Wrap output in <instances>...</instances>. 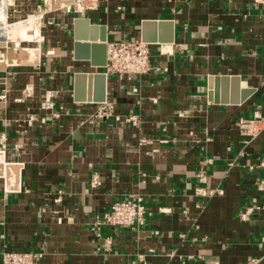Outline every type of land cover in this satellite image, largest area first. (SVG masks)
<instances>
[{
    "label": "crops",
    "instance_id": "obj_1",
    "mask_svg": "<svg viewBox=\"0 0 264 264\" xmlns=\"http://www.w3.org/2000/svg\"><path fill=\"white\" fill-rule=\"evenodd\" d=\"M15 1L50 21L29 47L40 51L39 65L0 70V154L20 173L16 191L0 177V258L9 250L43 253L41 264H264L256 189L264 172L249 169L264 162V128L245 144L234 126L264 117V2L89 0L74 13L54 0L49 9L44 0ZM77 16L104 26L106 42L140 38L143 20L174 22L173 43L151 44L146 74L106 76L114 109L103 120L94 117L99 103L73 100L74 74L102 71L73 58ZM26 25L30 37L18 41L39 34ZM223 76L226 101L220 86L215 102L210 79ZM231 79L238 96L249 91L238 103ZM131 195L145 199V219L103 225L110 206ZM256 203L259 211L240 220Z\"/></svg>",
    "mask_w": 264,
    "mask_h": 264
},
{
    "label": "built area",
    "instance_id": "obj_2",
    "mask_svg": "<svg viewBox=\"0 0 264 264\" xmlns=\"http://www.w3.org/2000/svg\"><path fill=\"white\" fill-rule=\"evenodd\" d=\"M86 0H73L71 4L66 6L68 12L77 13L85 6L83 2ZM264 2V0H262ZM9 0H0V8ZM89 7V6H86ZM7 45V44H6ZM150 48L151 44L141 41L140 38H130L119 41L106 42V63L102 67V73L106 76L117 75L119 77H134L146 74L150 67ZM113 104L107 101L98 104V108L94 114L96 119H106L112 115ZM131 122H135V118L130 117ZM239 134L245 144L255 139L264 128V117L255 112L252 118H240L234 123ZM1 148H4L3 140H0ZM262 169L264 172V162L260 161L255 166H249V169ZM92 186L98 184V176L95 174L92 178ZM256 189L264 194V173L258 180ZM219 192V191H218ZM221 193V191H220ZM203 195H207L202 193ZM144 198L140 195H131L120 201L113 203L109 211L105 215L103 225L108 227L133 228L140 224L145 218L146 205ZM261 206L256 204L247 205L239 212V219L246 222L254 216ZM94 238H102L101 225L96 224L93 227ZM264 244V233L260 239ZM110 238H104L103 247L108 250L110 248ZM43 253L33 251H9L4 250L1 253L0 264H41ZM258 260L252 259L250 264H257Z\"/></svg>",
    "mask_w": 264,
    "mask_h": 264
},
{
    "label": "water",
    "instance_id": "obj_3",
    "mask_svg": "<svg viewBox=\"0 0 264 264\" xmlns=\"http://www.w3.org/2000/svg\"><path fill=\"white\" fill-rule=\"evenodd\" d=\"M69 5L73 0H55ZM100 32V33H99ZM73 58L87 60L93 68H102L106 63V28L91 24L86 18L73 19ZM140 39L145 43L168 44L174 41V22L171 20H143L140 24ZM7 45L0 41V49H5V54L0 60V70L10 65H39L40 51L37 48H22L19 52L6 50ZM211 88L214 101L218 102V88H222L221 102L226 101L225 89L228 78H211ZM237 79H231L233 98L231 103H238L246 98L249 91H242L237 95ZM73 100L76 102L102 103L106 101V75L102 72L75 73L73 76ZM88 88V90H87ZM0 177L5 178L6 189L16 191L19 187V165L2 162L0 154Z\"/></svg>",
    "mask_w": 264,
    "mask_h": 264
},
{
    "label": "rangeland",
    "instance_id": "obj_4",
    "mask_svg": "<svg viewBox=\"0 0 264 264\" xmlns=\"http://www.w3.org/2000/svg\"><path fill=\"white\" fill-rule=\"evenodd\" d=\"M43 3H45V8H48V5L46 4L47 3L46 0H44ZM83 3L85 6L90 5L89 0H87ZM9 4H10L9 10H11V15L9 13L8 17H9V20H11V22H13V23L15 22L14 24L13 23L10 24L11 26L13 25V27L17 28V27H20L19 25H21V24L26 25V23L27 24L32 23L35 26L39 25L40 32L37 35L31 34V38L29 41L28 40H21V41H18L16 43H10L9 44L10 48H8V50L14 49L16 51H20V49H22V48H29L31 46H34V44H36V43L39 44L41 42V40H44V38H45L44 34L48 30V27H49L48 23L50 21V20L49 21L47 20L48 17H45L46 14L39 17L38 15H36V12L33 13V12L20 11L21 7L19 6V3L15 0L14 1L10 0ZM51 7L55 8L56 5L51 6ZM31 16L32 17L35 16V17L30 18ZM9 20H7V22L5 23V25L2 28L7 27Z\"/></svg>",
    "mask_w": 264,
    "mask_h": 264
},
{
    "label": "bare ground",
    "instance_id": "obj_5",
    "mask_svg": "<svg viewBox=\"0 0 264 264\" xmlns=\"http://www.w3.org/2000/svg\"><path fill=\"white\" fill-rule=\"evenodd\" d=\"M9 3H10V0H9ZM9 3L6 2L3 5V7L1 6L0 8V41L5 42L6 44L18 42V40L20 39V37H22L23 34H24V37H30V30L28 28V25L21 24L19 25L20 27H17V28L13 27V25L12 26L10 25L13 22H11V20H9V17H8L9 13L11 15V10H9L10 8ZM7 20H9L7 27L2 28L7 22Z\"/></svg>",
    "mask_w": 264,
    "mask_h": 264
}]
</instances>
